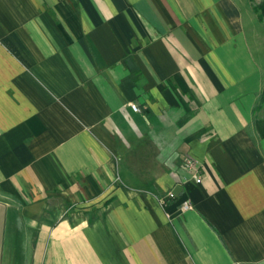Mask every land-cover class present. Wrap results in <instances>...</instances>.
<instances>
[{
	"label": "crops",
	"instance_id": "0c3cea01",
	"mask_svg": "<svg viewBox=\"0 0 264 264\" xmlns=\"http://www.w3.org/2000/svg\"><path fill=\"white\" fill-rule=\"evenodd\" d=\"M243 4L0 0V264H264Z\"/></svg>",
	"mask_w": 264,
	"mask_h": 264
},
{
	"label": "rangeland",
	"instance_id": "374dc122",
	"mask_svg": "<svg viewBox=\"0 0 264 264\" xmlns=\"http://www.w3.org/2000/svg\"><path fill=\"white\" fill-rule=\"evenodd\" d=\"M243 1V5H245L246 3L249 9L250 21L248 20V23L246 25H249L250 28V41L255 42L256 40L257 45L255 49L258 54V59L262 64H264V0ZM252 29L254 30V32H252ZM258 103H260V105L257 108V112L259 114H263V116L261 117H264V100H261L260 98Z\"/></svg>",
	"mask_w": 264,
	"mask_h": 264
},
{
	"label": "built area",
	"instance_id": "2783aa9c",
	"mask_svg": "<svg viewBox=\"0 0 264 264\" xmlns=\"http://www.w3.org/2000/svg\"><path fill=\"white\" fill-rule=\"evenodd\" d=\"M129 104L133 110H139V107L136 103L130 102ZM183 164L191 172L192 177L195 180H199V173H200L199 162L194 158L185 157L183 159ZM169 194L172 195V193H169ZM160 201H161V203H164L163 199H161ZM191 206H192V203L190 200H186L182 204L183 209L190 208Z\"/></svg>",
	"mask_w": 264,
	"mask_h": 264
},
{
	"label": "trees",
	"instance_id": "16d2710c",
	"mask_svg": "<svg viewBox=\"0 0 264 264\" xmlns=\"http://www.w3.org/2000/svg\"><path fill=\"white\" fill-rule=\"evenodd\" d=\"M260 98H261V100H264V88H263L262 95ZM254 125H255V128H256L258 134L260 136H264V117H259V118L255 119Z\"/></svg>",
	"mask_w": 264,
	"mask_h": 264
}]
</instances>
